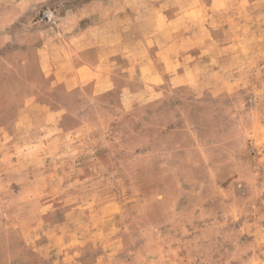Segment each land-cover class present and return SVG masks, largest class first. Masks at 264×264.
Here are the masks:
<instances>
[{
    "label": "rangeland",
    "instance_id": "rangeland-1",
    "mask_svg": "<svg viewBox=\"0 0 264 264\" xmlns=\"http://www.w3.org/2000/svg\"><path fill=\"white\" fill-rule=\"evenodd\" d=\"M0 264H264V0H0Z\"/></svg>",
    "mask_w": 264,
    "mask_h": 264
}]
</instances>
